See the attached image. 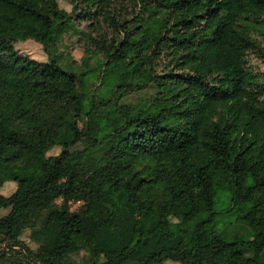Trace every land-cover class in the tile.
Listing matches in <instances>:
<instances>
[{"label": "trees", "instance_id": "trees-1", "mask_svg": "<svg viewBox=\"0 0 264 264\" xmlns=\"http://www.w3.org/2000/svg\"><path fill=\"white\" fill-rule=\"evenodd\" d=\"M68 1L89 22L86 53L102 55L91 70L52 54L74 25L59 0H0V159L17 182L0 192V264H80L82 251L85 264H263L264 83L249 65L258 41L248 20L264 0ZM26 39L49 61L14 47ZM165 53L173 67L161 74ZM88 75L100 80L91 95ZM56 145L60 154L32 162ZM212 183L251 237L217 231ZM154 234L184 241L146 252Z\"/></svg>", "mask_w": 264, "mask_h": 264}, {"label": "rangeland", "instance_id": "rangeland-1", "mask_svg": "<svg viewBox=\"0 0 264 264\" xmlns=\"http://www.w3.org/2000/svg\"><path fill=\"white\" fill-rule=\"evenodd\" d=\"M60 7L71 12L74 20V25L67 27L59 36V40L56 45L51 49L52 54H55L59 59L61 65L71 71H87L98 66V62L102 60V55L93 51L86 53V49L89 46L88 33H90L89 22L87 20L77 19L76 12L74 11L73 5L68 0H59ZM252 25V34L258 41V46L251 50L248 55L249 65L253 68L258 78L264 83V15L259 18H253L251 21L248 20ZM94 34V32H93ZM14 47L23 55L29 56L30 58L39 62L49 61V55L44 49V45L34 39L19 40L13 43ZM182 54L186 52H181ZM169 57L166 53L158 59L157 70L161 74L165 72L167 67H173V64L169 62ZM181 70V69H179ZM93 76V75H92ZM88 75L89 79L87 82L86 92L92 94L94 88L99 85L100 80L98 78ZM117 83L114 77L107 78L104 82L105 87L113 88ZM154 91V88H148L145 91L129 94L123 99L126 104H138V102L149 96ZM91 108V102L85 99L82 102L83 111ZM81 126L83 124L81 123ZM2 130L0 128V135ZM62 147L59 145L51 148L45 155H37L32 162H39L51 155L60 154ZM73 156L80 161L86 158L84 152V145H78L73 148ZM14 174H10L6 169L4 162L0 159V180L3 181V185L0 192L4 195H11L17 189V182L13 179ZM212 189L216 194H221V189L216 183H212ZM232 196L230 192H224L219 195L216 201V229L217 231L225 232L228 237H243L248 238L252 236V229L245 223L238 221V217L241 214L239 209H231ZM61 202V200L59 201ZM82 205V201L74 202L72 204L73 210H79ZM9 213V209H0V216ZM30 229H26L23 233V240L31 247L38 248V244L31 240ZM184 237L182 235H160L154 234L149 236L144 244L143 248L146 252H154L168 246H179L183 243ZM80 264H85V258L87 253L82 251L80 255L74 256ZM103 262V261H102ZM166 264H180L172 260L166 261ZM264 264V257H263Z\"/></svg>", "mask_w": 264, "mask_h": 264}]
</instances>
